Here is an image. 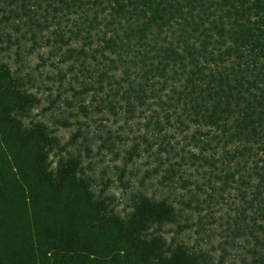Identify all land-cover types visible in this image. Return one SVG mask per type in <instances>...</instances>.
<instances>
[{
    "label": "trees",
    "instance_id": "trees-1",
    "mask_svg": "<svg viewBox=\"0 0 264 264\" xmlns=\"http://www.w3.org/2000/svg\"><path fill=\"white\" fill-rule=\"evenodd\" d=\"M0 13L7 51H48L27 74L0 66V264H213L163 234L217 205L226 238L246 241L241 264H264V0H0ZM34 89L56 93L48 111L66 105L67 144L31 120ZM96 116L112 122L94 136L98 153L125 154L119 180L147 155L143 180L186 192L184 209L140 192L120 215L112 182L63 156Z\"/></svg>",
    "mask_w": 264,
    "mask_h": 264
},
{
    "label": "rangeland",
    "instance_id": "rangeland-1",
    "mask_svg": "<svg viewBox=\"0 0 264 264\" xmlns=\"http://www.w3.org/2000/svg\"><path fill=\"white\" fill-rule=\"evenodd\" d=\"M1 18L2 16L0 13V21ZM7 33L13 34L11 28L7 25H0V36L1 34ZM32 45L33 43L29 42L26 44V47H23L21 50L17 47H13L11 50L7 51V45L0 43V66L8 65L13 70L21 69L23 74L34 71L40 62L39 55L48 51L39 50L37 47L33 50ZM30 52L32 53L30 54ZM18 53H21L20 58L17 55ZM47 70L49 71L50 69L47 68ZM34 76L39 78L38 73H34ZM34 91L41 97L42 105L34 111L33 119L31 120L34 122L46 123L50 128H54L56 136L60 141V145L67 144L76 132L77 126L63 128L56 123L58 118H63L61 114L67 112L66 105L63 102H60L57 105L58 108L54 112L48 111L47 108L49 106V101L54 98L56 93L53 94L48 91H38L37 89H34ZM94 119H97L98 121L93 123L86 119H82L83 122L89 124V128L84 127V130L89 134L86 135V138H80L73 147H69L66 152H63V156L66 157L70 153L80 155L83 158L84 167L89 176H94L98 182L101 180L106 182L108 179L112 182L105 192V196L114 199L116 212L120 215L129 212L132 197L140 192L149 197L156 196L157 198H162L171 196L172 199L174 198L178 201L176 205L178 210L180 211L182 208L184 209V205L181 202L183 201V198L187 199L186 192L181 191L180 189L177 190L173 187L170 188L169 186H161L156 178L143 180L146 176V172L151 169V167L147 165V161H151L147 158V155H143L140 159L135 158V160L128 165L126 174L122 181H120L119 177L123 169V157L125 154L121 153L119 159L116 160L115 154L110 151L101 150L98 153V143L94 137L98 133V129L101 128L100 124H112V122H99V116L94 117ZM111 127L115 130L118 125H111ZM123 132L126 134L122 133V131H119L118 133L127 138V140L130 141L129 143H131L135 134L128 131ZM92 138H94V141L92 142L94 145L91 146L89 142ZM88 145L91 146L92 149V157L90 159L86 157L85 147ZM117 150L121 151L122 147L119 145ZM52 159L54 160L55 166L58 157L52 155ZM152 166H154V164ZM101 188H103V185H98L95 189L96 192H99ZM227 211L228 207L225 205H217L210 209H204L203 211L190 213L184 212L182 213L183 219L189 217L190 224H193V226L187 228L181 234H178V226L169 225L166 227V232L163 235L169 242L174 241L175 244L185 243L192 249L196 250V252L210 256L214 262L213 264H219V260L223 254L222 248H228L229 255L223 264H241V259L246 253L247 244L244 238L237 239L233 242L226 238L222 227L225 219L223 220L222 218H225ZM184 223L185 221L183 220L182 224ZM225 242H229L230 245H226Z\"/></svg>",
    "mask_w": 264,
    "mask_h": 264
}]
</instances>
